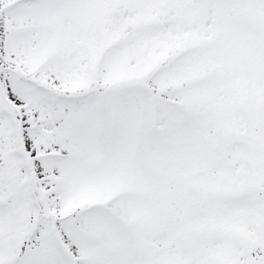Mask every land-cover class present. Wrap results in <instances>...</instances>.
I'll use <instances>...</instances> for the list:
<instances>
[{
	"label": "snow or ice",
	"instance_id": "6c2138e0",
	"mask_svg": "<svg viewBox=\"0 0 264 264\" xmlns=\"http://www.w3.org/2000/svg\"><path fill=\"white\" fill-rule=\"evenodd\" d=\"M0 264H264V0H0Z\"/></svg>",
	"mask_w": 264,
	"mask_h": 264
}]
</instances>
